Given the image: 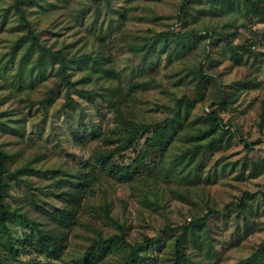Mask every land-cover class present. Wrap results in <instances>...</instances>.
<instances>
[{
	"label": "rangeland",
	"instance_id": "374dc122",
	"mask_svg": "<svg viewBox=\"0 0 264 264\" xmlns=\"http://www.w3.org/2000/svg\"><path fill=\"white\" fill-rule=\"evenodd\" d=\"M183 1L111 0L108 9L103 2L96 8H86L87 4L80 15L76 12L85 0H0V58L22 33L24 23L12 8L19 3L41 44L72 43L74 49L81 48L79 55L86 54L84 65L69 63L75 83L70 101L60 73L47 59L41 65L43 72H35L32 81L23 78V92L17 91L16 62L6 67V79L0 71V146L8 154L10 172L4 178L5 204L50 226L39 208H62L57 193L82 177L88 181L85 199L66 233V248L53 264H175L178 237L187 255L183 264H205L203 251L201 256L193 247L190 223L264 187V174L256 179L248 176L250 163L263 156L264 148V26L255 17H244L240 6L231 9L229 19L226 4L211 6L208 0H192L182 25L176 9ZM212 29L233 34V45L249 49L252 56L230 53L221 37L207 39ZM166 30L193 31L190 49L174 53L168 61L170 42L156 40L143 55L129 53L127 45L139 41L140 35ZM200 63L212 79L202 100L189 105L190 118L185 122V100L199 95L192 78ZM242 81L257 86L241 91L234 104L217 108L231 132L226 139L197 143L185 138L189 121L204 117L211 111L209 105L220 99V91L231 92ZM117 108L124 120L164 123L150 155H143L149 136L144 132L131 149L114 157L116 164L131 170V180L122 183L95 160L104 151L102 138L119 132ZM257 140L263 144L250 153L241 142ZM198 147L202 151L191 166L189 151ZM14 174L26 184L17 182ZM246 203L252 228L254 221L264 222L261 201ZM8 226L14 241L32 235L31 226L21 221H10ZM197 230L212 241L217 264L247 258L264 238L262 226L244 231L242 215L233 208L224 216H211ZM28 249L15 264L44 261L38 251Z\"/></svg>",
	"mask_w": 264,
	"mask_h": 264
},
{
	"label": "trees",
	"instance_id": "16d2710c",
	"mask_svg": "<svg viewBox=\"0 0 264 264\" xmlns=\"http://www.w3.org/2000/svg\"><path fill=\"white\" fill-rule=\"evenodd\" d=\"M208 1L211 6L216 2L226 4L225 15L227 16L230 15V11L234 6H240L244 13V17H255L257 18V22L264 26V0ZM102 2L105 4L106 9L112 4L111 0H85V6L83 5L84 7L78 9L76 13L81 15L86 10L85 7L87 4L86 8H96ZM190 2H192V0H189V2L184 0L176 9L177 22H180L182 25H185L187 22V12L190 7ZM22 6L23 5L19 3L16 4L15 7H12L19 15L20 21L24 23V26L21 30L22 33L13 43L12 47H10L9 52L5 53L0 58V71L2 76L6 79L8 71L6 67L8 65L13 66L16 62L17 72L15 76L18 85L17 91L23 92V78H29L32 81L35 77V72H43L41 65H43L44 60L47 59L55 68V71L60 73L61 82L66 86L67 90L65 95L66 101H70L69 91L74 88L75 83L70 79L68 72L69 63L72 61L79 65H84L85 61L83 59L86 57V54L79 55L78 51L81 48L74 49V44L72 43H58L55 40L49 45L41 44L40 38L35 35L31 25L26 22L25 10ZM231 17L232 15L227 18L230 19ZM223 29L225 28L223 27ZM192 33L194 32L166 30L157 33L150 31L149 34L140 35L139 41L129 43L127 49L130 54L143 55L156 40H168L170 42L168 61H170L174 53L179 54L180 52L185 51L188 46L190 49L192 38L194 37L191 35ZM215 37H221L224 40L226 49L230 53L244 52L252 56L249 49L233 45V34L225 33L222 30L217 31L216 29H212L211 32L206 33L207 39H213ZM93 38H95L98 43H103V41H101L103 39L98 41L96 37ZM83 46L86 45L84 44ZM176 56L179 58L178 55ZM33 57H35L34 61ZM25 71H27L26 74L24 73ZM185 77L189 78V75L186 74ZM214 78L219 80L218 77ZM211 79L212 78L204 73L203 64L200 63L197 71H195V80L192 78L194 91L199 95L192 101H189L188 99L185 100L187 102L186 105L188 106V108L185 109V122L190 118L189 105H194L202 100L205 89H207L208 83ZM256 86L257 83L254 81H242L238 82L237 85H233L231 92L220 91L218 95L220 96V99L213 101L209 105L211 111L207 112L204 117H196L189 121V127L187 126L188 129L184 132L185 138H193L197 143L206 140H209L210 142L213 141L214 143H221L231 132L228 129H225L226 127L217 113V108H226L228 105L234 104L237 100V95L241 93V91L252 90L255 89ZM130 91L131 93L133 92L131 88ZM84 93L88 94L87 91H84ZM117 112L121 120V125L118 127L119 132L115 137L108 136L102 138V147L104 151L96 156L95 160L96 164L100 166L103 171L107 172L109 177L122 183L131 180V170L127 166L121 167L116 164L114 162V157L117 154H121L131 149L134 142L142 136L144 132L149 133V136L144 142L145 146L143 149V155H150L157 146V142L160 140L161 134L164 130V123L149 124L134 120H124L122 118L123 115L118 108ZM15 132H18L19 137H23L20 130L15 129ZM241 142L244 145V149L249 153L255 146H261V144H263L261 140H257L252 144L245 141ZM201 151V147L189 151L191 154L187 164L195 166ZM262 153L263 156H260L261 158L258 161H252L250 163L248 168V176L250 179H256L264 174V148L262 149ZM143 157L144 156H142V158ZM7 159V152L0 146V264H15L18 261V255L27 252L29 250L28 248L38 251V254L44 258V261L33 260L28 264H53L52 261H58L66 248V233L73 226L75 215L80 209L82 201L85 199L86 191L89 188L88 181L86 180V177H82L76 181V183H70L64 190L57 193L56 198L63 204L62 208H57L53 211L39 208L38 213L50 226H47L46 224L42 225L36 221L30 220L24 212L10 209V207L5 204L6 183L4 178L10 173L8 171ZM27 171H30L29 165ZM14 179L17 182L25 183L15 174ZM257 198L264 205V187L261 191H256L255 193H243L241 200L237 204L230 203L221 211L208 210L205 216L190 223L193 247L201 256L203 251L205 264H217L219 256L214 249L212 241L199 235L197 229L205 227L211 216H224L231 208H233L242 215L244 231H256L259 229V226H262V230H264V222L257 223V221H254L255 224L252 228L253 220H251V218L249 219V216L252 217V212L249 211L246 200H254ZM10 221H21L30 225L32 235L30 234L21 241H14L8 226ZM182 228L186 229V227ZM180 244L181 240L178 237L175 242V264H183V259L187 257V255L181 250ZM236 264H264V238L258 243L254 251L247 258L239 260Z\"/></svg>",
	"mask_w": 264,
	"mask_h": 264
}]
</instances>
